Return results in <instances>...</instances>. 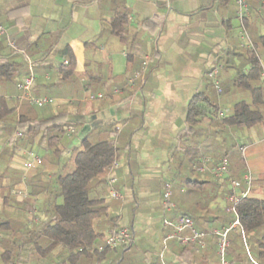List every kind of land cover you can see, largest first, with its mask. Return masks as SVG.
<instances>
[{
  "label": "crops",
  "instance_id": "0c3cea01",
  "mask_svg": "<svg viewBox=\"0 0 264 264\" xmlns=\"http://www.w3.org/2000/svg\"><path fill=\"white\" fill-rule=\"evenodd\" d=\"M245 1L248 35L264 60V0ZM0 25L5 30L0 66L8 68L0 76V110H12L0 124V253L2 235L29 219L28 209L13 208L12 192L6 190L11 183L5 171L17 168L8 140L18 135L20 120L28 125L62 114L69 123L57 135L64 154L53 155L41 133L19 135L22 145L16 151H34L46 167L55 166V174H63L72 171L73 154L84 137L114 141L116 167L91 194L106 207L93 227L97 245L114 228L128 229L132 240L104 252L96 264H219L213 236L206 238L205 249L183 245L178 238L163 243L172 233L163 221L187 216L195 230L208 233L228 225L229 180L240 184L237 196L264 201L263 107V119L254 125L224 122L236 106L252 103L251 92L238 81L250 65L238 45L235 0H0ZM214 70L219 91L209 77ZM30 73L33 95L52 98L54 104L40 109L18 105L17 85ZM250 85L264 93L260 80ZM198 94L217 112L199 117L197 134L184 143L193 155L182 158L178 136L187 127L188 105ZM202 160L209 169L225 160L226 177L220 180L209 170L194 169ZM107 175L114 179L115 198L110 197ZM167 183L172 184L175 205L171 213L162 206ZM28 193L25 201L39 211L42 196ZM189 236L185 231L179 237ZM261 236L264 227L246 235L257 257L256 245L264 244ZM238 247L229 254L231 264H250ZM63 253L61 247L52 253L54 263ZM28 259L27 264H35ZM80 261L93 264L87 258ZM258 262L264 264V255Z\"/></svg>",
  "mask_w": 264,
  "mask_h": 264
},
{
  "label": "trees",
  "instance_id": "16d2710c",
  "mask_svg": "<svg viewBox=\"0 0 264 264\" xmlns=\"http://www.w3.org/2000/svg\"><path fill=\"white\" fill-rule=\"evenodd\" d=\"M261 7H264V4ZM122 24L123 22H120L117 27H121ZM244 24L247 28L246 18ZM240 49L245 52L250 70L246 75H241L238 81L240 86L251 92L252 103L251 106L246 104L236 106L234 113L224 120L229 126H250L263 119L264 93L260 88H252L250 85L259 81L257 49L255 45H253V50ZM7 69L6 65L0 66V76L3 75V71L7 73L5 72ZM251 107L254 108V111H251ZM11 112L12 110L5 111V108L0 110V124H3ZM216 112V107L208 103L203 94L196 95L189 103L187 127L178 136L181 142L177 149L181 150L182 158L193 155L188 152L187 147H184V143H189L197 134L196 126L199 117L206 114L215 116ZM68 125L66 117L62 114L53 115L47 120L28 125L20 120L18 135L25 134L32 138L41 133L42 138H47L48 147L52 149L53 155L60 157L65 153V150L59 148L57 135L62 134L64 127ZM183 138L186 139L183 141ZM8 143L9 145L13 144L12 137ZM117 150L113 140L99 139L94 142L90 138L84 137L80 149L73 154L72 171L56 174L53 181L44 182L41 177L43 174L39 170L36 171V168L35 173L38 176L33 180L36 186L32 182L28 185L35 186L34 188L31 186V189H36V192L30 190L31 194L42 196L41 207L39 211L37 210L39 214L37 223H32L33 218L30 215L33 203L24 201L29 214L28 222L19 224L14 229L9 223L5 225L6 228L10 226V232L4 239L5 244L3 252L0 253V264H27L29 255L34 254L45 258L59 247L63 249L64 253L54 264H81L80 260L83 258L91 260L93 264L98 263L108 249L98 250V242H96L98 234L93 227V221L104 214L106 207L103 199L92 198L91 194L96 187L104 184L108 169L116 160ZM5 199L7 201V198ZM234 209L239 218L240 227L246 235L258 234L264 227V201L240 196ZM226 216L229 217H227V222L230 223V214L226 213ZM229 238V253L233 255L237 251V246L232 237ZM256 247L259 259L264 255V244L259 241Z\"/></svg>",
  "mask_w": 264,
  "mask_h": 264
},
{
  "label": "built area",
  "instance_id": "2783aa9c",
  "mask_svg": "<svg viewBox=\"0 0 264 264\" xmlns=\"http://www.w3.org/2000/svg\"><path fill=\"white\" fill-rule=\"evenodd\" d=\"M235 4H236V20L238 22L237 38L239 40V46L247 50H253V44L249 38L247 28L245 27L244 24V20L248 15V6L245 0H235ZM4 33L5 30L0 25V36H2ZM143 65L145 67L146 62H144ZM137 77L139 78L140 74H138ZM209 77L214 87L219 91V84L216 80V71L214 70L213 72H211V74H209ZM34 80L35 79L33 74L30 73L26 78H24L22 81L18 83L17 85L18 95L16 98L18 105L28 104L30 106L40 109L54 104V99L52 98L36 97L33 95ZM259 80L262 87L264 88V60L260 58H259ZM90 98L93 99L92 97ZM72 132L73 131L71 129H67L68 134ZM26 157L27 159L26 162L23 164L22 177H21V183L24 185L27 179L26 178L27 174L30 171L35 170L40 164V158L35 154H32V152H27ZM115 167H116V162H114L109 167L107 174L112 172ZM193 168L201 173H204L205 171L209 170V172L212 174L213 177H216L217 179L220 180L224 179L227 175V162L225 160L219 162L217 165L213 166L210 169L208 168L207 160H202L199 163V165H193ZM106 181H107V185L110 187V191H111L110 197L112 198L117 197L116 193L112 192L111 190L114 184V179L107 175ZM244 182L248 187L250 186L251 178L249 174H247L244 177ZM229 185L231 192L228 196L226 213L230 214L233 217V219L228 225L218 229H213L208 233V232L195 230L192 220L187 216H178L174 221H169L167 219H164L163 221L164 227H170L172 229V233L166 235L163 238L162 242L165 243L169 239L178 238V240L183 245L186 246L193 245L198 249H205L206 238L208 236H213L216 239V247H217L216 253L219 260V264H231V259L228 254V249L230 245L229 235L231 232L236 231L239 233L240 238L244 246L246 247L249 263L258 264L250 256L249 249H247L248 246H247L246 234L240 227L239 218L236 215L234 209V206L237 203L238 198L240 197L236 195L235 190L239 187L240 184L237 181L229 180ZM12 193L20 202H23L29 197H31L29 193L24 189L17 190ZM171 196H172V184L167 183L164 187V191L162 195V206L164 212L166 213H171L175 209V205L171 201ZM30 215L33 218L32 223L36 224L38 220L37 217L39 214L35 207H33L32 210L30 211ZM185 231H189L190 236L179 237ZM131 240H132V236L128 229L126 228L113 229L110 230L108 233H106L104 239L102 240V244L100 246H97V248L99 251L103 249L116 250L118 248L127 246Z\"/></svg>",
  "mask_w": 264,
  "mask_h": 264
},
{
  "label": "rangeland",
  "instance_id": "374dc122",
  "mask_svg": "<svg viewBox=\"0 0 264 264\" xmlns=\"http://www.w3.org/2000/svg\"><path fill=\"white\" fill-rule=\"evenodd\" d=\"M19 135H17V136H15L14 135V137H13V144H12V147L10 148L11 150H14L13 152H12V154H11V156H12V158L11 159H17V161H16V164H15V166L14 167H17V168H13V170H14V172H12V171H5V173H6V179L11 183L10 185L11 186H9L6 190L7 191H11V192H14V191H17V190H21V189H24L25 191H27V192H30V190L31 191H33V192H36V189H31V186H33V185H28V184H31V182L34 184V182L35 181H33V180H35L36 178H37V176L38 175H36V171H40V173H42L43 174V176L41 175V177H43L42 178V181H46V182H50V181H53V179H55V176H56V174H55V172L57 171V168H55V166H52V167H46L44 164H43V161H42V159L39 157V155L38 154H36L34 151H28V152H32V154H35L36 156H38L39 158H40V164H39V166L37 167V169H36V171L34 170V171H30L28 174H27V176H26V181H25V185L24 184H22L21 183V177H22V168H23V164L26 162V159H27V157H26V153L25 152H21V150H19V151H16V147L18 146V147H20V145H22L21 143H20V141H18V139H19V137H18ZM9 152V151H8ZM18 152V153H17ZM8 153H6V155H7ZM18 154H20V155H18ZM3 156H5L4 154H3ZM8 156V155H7ZM0 157H1V154H0ZM14 157V158H13ZM19 159V160H18ZM12 170V169H11ZM4 173V174H5ZM39 173V174H40ZM50 177H49V176ZM35 185V184H34ZM36 186V185H35ZM35 186H33L32 188H34ZM12 194V195H11ZM10 194V200L12 201V203H14V205H13V208H15L16 210H22V209H25V205H23L24 203H20V202H16V201H14L13 199V196H14V194L13 193H11ZM228 217V216H227ZM229 218V217H228ZM232 219H233V217L230 215V222L232 221ZM27 221V220H26ZM28 222V221H27ZM21 223V222H20ZM113 230V229H112ZM1 235V234H0ZM3 236V243L5 244V242H4V239H5V237H6V234H4V235H2ZM232 237V238H234V240H235V245L236 246H239L238 247V249H241V251H242V254L245 256V259L247 260V262H249V260H248V255H247V251H246V247L244 246V244H243V242H242V240H241V238H240V235H239V233H238V235L235 233V231L234 232H231L230 233V235H229V237ZM9 237V236H8ZM230 239V238H229ZM246 240H247V237H246ZM102 244V243H101ZM101 244H99L98 246H100ZM247 246H248V248L247 249H249V252H250V256H251V258L253 259V260H255V262L256 263H258L259 264V259H258V257L254 254V250L253 249H251L250 247H251V245H250V243L248 244L247 243ZM228 254H230L229 253V249H228ZM28 258H33L34 260H32V261H34L35 262V264H38V262H40V261H42V260H44L46 263L45 264H54V259H55V257L51 254V255H49V256H47V257H45V258H41V259H38V258H40V257H38L37 255H34V254H32V255H29L28 256ZM27 258V262H28V259ZM251 264V263H250Z\"/></svg>",
  "mask_w": 264,
  "mask_h": 264
}]
</instances>
